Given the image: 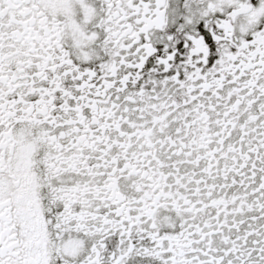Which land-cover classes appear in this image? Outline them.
<instances>
[{"label":"snow or ice","instance_id":"snow-or-ice-1","mask_svg":"<svg viewBox=\"0 0 264 264\" xmlns=\"http://www.w3.org/2000/svg\"><path fill=\"white\" fill-rule=\"evenodd\" d=\"M0 264H264V0H0Z\"/></svg>","mask_w":264,"mask_h":264}]
</instances>
